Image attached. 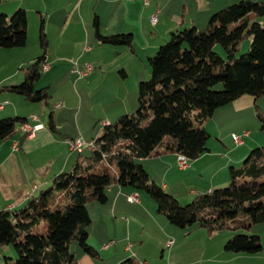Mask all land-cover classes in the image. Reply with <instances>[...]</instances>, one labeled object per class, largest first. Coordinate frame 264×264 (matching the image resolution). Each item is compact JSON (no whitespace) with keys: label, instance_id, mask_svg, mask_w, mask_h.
Wrapping results in <instances>:
<instances>
[{"label":"crops","instance_id":"obj_1","mask_svg":"<svg viewBox=\"0 0 264 264\" xmlns=\"http://www.w3.org/2000/svg\"><path fill=\"white\" fill-rule=\"evenodd\" d=\"M92 1L82 0L83 3ZM237 1L241 0H150V4L145 5L140 0H97L101 2L97 17L99 31L103 35L132 33L134 36L133 50L126 46L129 51H124L123 55V52H117L114 45L99 42L94 23L92 25L85 20L88 8L84 10L82 3L75 5L73 0H59L52 10H46L51 0H0V13L7 15L20 8L26 11L29 19L30 15L33 19L36 13H47V18L40 14L38 25L34 19L32 31L28 20L26 46L0 48V88L22 83V68L41 55L39 28L43 16L49 40V68L45 72L52 71L51 76L59 79L69 71L72 79L76 77L77 82L73 85L76 90L98 93L105 112V118H101L103 123L113 122V119L130 113L138 105L135 95L137 89H133L132 96L122 93L126 83L123 80L131 73L128 71L131 60L127 56L130 53L136 57L133 54H137L138 38L144 39L145 44L152 47L150 49H157L172 32L207 23L217 11ZM4 5L6 9H3ZM179 6L181 10L178 15ZM155 14L158 21L154 24L151 17ZM105 15L108 18L104 24L102 19ZM75 18L78 20L75 21ZM259 20L264 24V17ZM149 22L155 26V33L152 32L156 39L154 41L148 36L151 33ZM153 43L156 44L152 46ZM123 56L126 58L121 61ZM139 58L140 63L136 62L132 71L135 76H142L145 70L147 75V65L142 62V57ZM86 63H91L94 70L82 78L75 75V66L83 68ZM143 66L144 69L141 68ZM116 71L123 75L120 83H124L120 84L116 79L118 83L114 81L115 86H112L115 92L110 89L114 93L107 96L109 90L106 78L108 74L116 75ZM38 82L34 85L35 89ZM45 87L50 92V87ZM59 87L50 93L48 103H30L17 94L0 90V120L25 117L31 125H42L33 137L24 134L22 124H19L17 134L7 139L0 138V209L23 205L31 196L48 188L54 176L68 172L80 157L90 153L88 148L82 151L71 150L68 141L76 138L93 140V127L100 118L94 116L79 119L75 105L61 94V90H69L68 79L62 81ZM54 96L57 100L51 103ZM47 106H52L51 112ZM257 106L264 113V96L256 99L247 94L217 108L204 123L210 134L209 151L190 161L185 170L179 168V154L176 153L143 158L139 162L158 185L181 203L190 202L198 193L225 187L231 180V168L240 167L253 149L264 146ZM48 115L49 119L50 115L53 116L55 130L49 127V120L44 119ZM234 134L242 137L241 144L234 141ZM136 191L130 186L115 184L107 190L104 203L88 204L92 220L88 227V243L96 250V255L87 254L78 243H74V264H264V221L253 225L248 232L260 237L263 244L261 252H227L224 246L233 232L225 230L209 234L203 227L194 226L188 231L186 228L175 227L158 212L157 203L147 193L137 191L138 201H129L128 197ZM170 241L173 243L169 246ZM128 244H132L130 249ZM7 253L0 248V264Z\"/></svg>","mask_w":264,"mask_h":264},{"label":"trees","instance_id":"obj_2","mask_svg":"<svg viewBox=\"0 0 264 264\" xmlns=\"http://www.w3.org/2000/svg\"><path fill=\"white\" fill-rule=\"evenodd\" d=\"M262 17L264 0H241L213 14L203 31L191 26L172 32L170 40L148 59L151 78L139 83L137 110L104 124L89 155L80 157L70 171L54 176L48 188L23 205L0 209V247L12 245L17 253L15 259L5 256L2 264H74L75 242L95 256L88 243L92 222L88 204L104 203L107 190L115 184L147 193L175 227H203L209 234L231 230L234 234L224 246L227 252H261L258 235L239 231L264 221V146L253 149L240 167L231 168L227 186L198 193L184 205L158 185L139 160L167 153L197 159L209 151L210 134L204 123L217 108L243 95L264 96ZM94 27L100 43L133 50L132 33L103 35L97 16ZM248 38L249 51L238 56ZM27 41L26 11L0 13V48L24 47ZM39 44L41 55L22 68L24 81L0 90L30 103L49 102L47 87L34 88L49 51L43 16ZM218 45L224 56L217 52ZM256 113L264 133V113L258 106ZM52 117L48 125L55 130ZM27 121L25 117L0 120V138L17 134V126ZM42 220L47 223L45 232H35Z\"/></svg>","mask_w":264,"mask_h":264},{"label":"rangeland","instance_id":"obj_3","mask_svg":"<svg viewBox=\"0 0 264 264\" xmlns=\"http://www.w3.org/2000/svg\"><path fill=\"white\" fill-rule=\"evenodd\" d=\"M58 1L59 0H51L50 4H47L49 6V8L48 7H45V9L46 10H52V8L55 6L54 4L57 3ZM238 2L239 1H237L236 3H238ZM72 3H74L75 5L76 4L79 5V4L82 3L83 6H84V10H85L86 7L88 8L87 11L85 12L86 13L85 20L88 23H92V25H93L95 16H99L97 14V10H99V8H101V2L98 3L97 0H94L92 2H84L83 3L82 0H73ZM232 4H234V3H232ZM5 5L3 6V9H6L7 8ZM180 10H181V6L178 7V10H177V13L176 14L179 15ZM12 14H10V15H12ZM40 14L44 15L45 18H47L46 11L43 12V13L40 12ZM40 14H37V13L34 14L35 15V18H33V19L31 17V15H30V19L28 18V20L30 21V25H31V31H32V23H33L34 19H35V21H37V25H38V22H39V19H40ZM54 17L51 19L52 21H53ZM107 18H108V15L107 16L105 15L103 17L102 20H103L104 24H105ZM76 20H78V18H75V21ZM160 20H162V17L160 18ZM29 21H28V24H29ZM79 21H80V19H79ZM208 22H209V20H208ZM208 22L207 23H204V24H199L198 27H197V29L198 30H202V31L205 30V28L208 25ZM149 24H150L149 30H150L151 33H148V36L154 41L156 39L154 38V35H153L152 32L155 33V26H151L152 24L150 22H149ZM31 37H32V35H31ZM169 40H170V37H168L167 39H165V41H162V43H160V45H158L157 49H150L152 47H150V45H148V44L146 45L144 39L138 38L137 39V42H136L137 43V48H138L137 49V54H135V53L133 54L132 53L137 58L134 57V56H131L130 53L128 54L127 58H129L131 60V62H130L131 67H130V70H128V71L131 72V73H130V75L128 77H125L124 80H123L126 83H125V86H124V91L122 93H124L126 95H128V93H129L132 96L133 89L134 88H135V90L137 89L135 95H137L136 99H137V103H138L137 107H135V108L131 109V111H129L130 113L136 111L137 108H138V106H139V102H138V98H139V83L141 81H148L151 78V67H150V63H149V60H148L149 57L155 56L156 53H157V51L159 50L160 46L163 45V44H165ZM155 44L156 43H153L152 46H154ZM250 46H251V38H248L242 44V47H241L240 51L238 52V56L247 53L249 51V49H250ZM115 48L117 49V52H123V55H124V51H126L127 53L129 51L126 46H123V47L122 46H115ZM122 49H124V50H122ZM216 50L222 56H224L223 48L220 45H218L216 47ZM139 57H142L145 60V61L143 60L142 62H145L146 65H147V72H148L147 75H145V70H143V75L142 76H135L134 73H133V71H132V69H133L134 65L136 64V62L137 63H140V62H138V59H140ZM75 58H78V57H75ZM109 58H112V57H109ZM125 58L126 57L123 56V58H121V61H124ZM85 59H83V61ZM144 67L145 66H143L141 68L144 69ZM68 70H70V69H68ZM51 73H52V71L50 73H46L45 71L42 73V78H41L42 80H40L36 84V86H35L36 89L41 88V87L48 86V87H50L49 90H50V93H51V92H53V90L60 88L59 85H61V82L62 81L68 79V83H70L69 90L68 89L67 90L66 89L61 90V94L63 96H65L66 98H69V102L70 103H73L75 105V111H76L77 115L79 114V119H83V118L84 119H88V117H91L92 118L94 116H98L100 118L97 121V124L95 125V127H93L94 134L92 136L93 137H97V136L101 135L102 132H103V124H104L103 123L104 121L101 120V118L103 117V115H105V112H104L103 106H102L103 101L101 100L100 97L97 96L98 93L97 92H93L92 93V91H87V92H84L83 91L82 92L80 89H77L76 90L73 87V85L77 82V80L75 79L76 77L74 76L75 78L72 79L71 74L69 73V71H68V73L66 71V73H67L66 76L63 75L59 79L56 78V77L51 76ZM122 77H123V75L119 71H116V75H114V74H108V76L106 78L107 79L106 84H107L108 90H109L107 96H111V94H113L115 92V89L112 86L113 85L115 86V82L118 83L116 81V79L119 80V83H120V81H121L120 79H122ZM123 83H120V84H123ZM217 88L220 89L221 86H218ZM110 89L113 90L114 92L112 93ZM53 98H54V100L51 103H54L57 100L56 96H54ZM41 105H44V104H41ZM47 108L51 112L52 106H47ZM108 116H109V114H108ZM104 118L105 117H103L102 119H104ZM44 119L45 120H49V115H48V117L47 116L44 117ZM116 119H113V120H116ZM88 133H89V130L86 131V135H88ZM161 148H162V146L159 145L158 146V149H161ZM84 156L85 155H83V157ZM189 165H190V162H189ZM71 168L72 167H70L68 170L70 171ZM36 192H38V190ZM39 192L37 194H39ZM187 203H189V201H187L185 203L182 202L181 204L184 205V204H187ZM45 227H47V223H46V221L42 220V221H40V223L37 224V226L33 230L35 232L44 233L45 232ZM186 229L188 231L189 229H192V228L190 227V228H186ZM227 231H231V230H227ZM239 232H241V233L242 232H250V230H241ZM151 237H153V234L150 235V238ZM171 238L173 240L175 239L174 236H172ZM153 241L156 242L157 240L154 238ZM75 244H77V243L75 242ZM0 248L3 249L5 251V253H7L6 251L9 252V253L6 254V256H12L14 259L17 258V253H16V251H15V249H14V247L12 245H4V246H2Z\"/></svg>","mask_w":264,"mask_h":264},{"label":"built area","instance_id":"obj_4","mask_svg":"<svg viewBox=\"0 0 264 264\" xmlns=\"http://www.w3.org/2000/svg\"><path fill=\"white\" fill-rule=\"evenodd\" d=\"M140 1H142L145 5L150 4V0H140ZM151 21L154 24L157 23L158 18H157L156 14L151 17ZM48 68H49L48 64L44 63L42 66V70L46 71V70H48ZM93 70H94V66L91 63H86L83 68H78V66H75V69L73 71H74L75 75L82 78L84 76L89 75ZM0 108H2L1 105H0ZM105 124H108V123H105ZM41 127H42V125H31V124L26 122L25 124H22L21 130L24 134H27V136L33 137L34 132ZM233 139L238 144H241L243 142L242 137L239 135L234 134ZM68 144H69V147L71 150L82 151L85 148H88V149L92 148L94 146V141L93 140L87 141V140H84L82 138H76V139L69 140ZM189 162L190 161L186 156L181 155V154L178 155V166L181 170H185L189 166ZM128 199L131 202L138 201V199H139L138 192L131 194L128 197ZM172 243H173V241H170L168 243V245L170 246V245H172ZM107 246L108 245H106V247ZM131 246H132V244H128L129 249L131 248ZM176 264H183V263H176Z\"/></svg>","mask_w":264,"mask_h":264}]
</instances>
